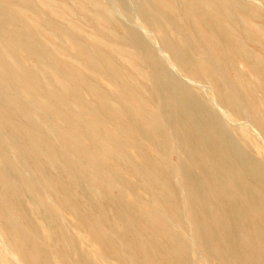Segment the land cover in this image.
<instances>
[{
    "label": "bare ground",
    "instance_id": "bare-ground-1",
    "mask_svg": "<svg viewBox=\"0 0 264 264\" xmlns=\"http://www.w3.org/2000/svg\"><path fill=\"white\" fill-rule=\"evenodd\" d=\"M131 1L172 69L264 133L241 38L264 29L238 32L231 0ZM134 37L105 0H0V264H264L259 150Z\"/></svg>",
    "mask_w": 264,
    "mask_h": 264
},
{
    "label": "rangeland",
    "instance_id": "rangeland-1",
    "mask_svg": "<svg viewBox=\"0 0 264 264\" xmlns=\"http://www.w3.org/2000/svg\"><path fill=\"white\" fill-rule=\"evenodd\" d=\"M105 1L108 3V5L111 9V13L115 16V18H117V19H119V21H122L123 23H125L128 26V28H130L133 31V34L135 36L134 38L137 39L138 42H140L139 44H141V46L145 49H149L152 52L154 51V53L156 54L161 65L167 70L169 78L174 80L176 87H180V82H181L183 84V87L186 88L187 90H190L192 92H198L203 97L204 100L209 102L208 107L210 109H212L213 111H215L220 116V118H222V121L224 120L223 123H224L225 128H227V129L229 128L231 131L233 130L234 133L237 134L236 136H238V137L242 136V135H244L245 137H248V139L250 140V142L254 146V148L256 150H259L257 156H258V159L260 158L259 159L260 164L263 163V164H261V167L264 168V143H263L264 142V133L262 132L263 126L262 125L257 126L252 121H249L246 124L244 116H242L243 119H241V120L239 118L233 116V115L226 117L225 113L223 114L221 106L217 102L214 103L215 99L213 98L212 94L209 92L208 87H205L203 84H201L199 82H196L194 84V82L190 81L185 76H183L181 74V72H180V74H178L177 71L172 69L168 64L167 58H165L162 54H160L161 51L158 48L160 46L159 42L157 40H156L157 42H155V39L152 38L151 34L145 28L143 20L141 19L140 14H139V7L136 5V3H133L131 0H114L115 3L113 0H109V1L105 0ZM113 3H114V5H113ZM132 4H133V6H132ZM231 4L234 5L236 9H238L237 10L238 13L242 16V20H243L242 24L243 25L241 26L240 29L236 28L238 32H240L241 29H243V28H247V30H250L252 28V25H259L262 29H264V3H261L263 6L259 5L260 3H258L259 9L255 11L256 16H250L247 14L249 11V8L251 7V4L249 3L248 0H231ZM114 6H116L117 8H115ZM116 9L119 10V12H117ZM253 12H254V10H253ZM116 13H118V14H116ZM123 13H124V15H121ZM136 15L138 17V20L136 18ZM124 16H125V20H123ZM135 20H137V22L139 21L138 23L140 26L138 25V23ZM184 23H185V20H184ZM131 25H135L137 27H134ZM182 31H184V28H183V25L180 21V32H182ZM183 36L187 37V35H185V33ZM148 38H149V40H148ZM241 38L245 41V43L248 47H250L256 51L257 55L264 58V40L263 39L261 40V37L258 34L249 33L248 37H247L246 35H244L242 33ZM150 41H151V43H150ZM152 42H154V46H153ZM191 42L192 41L189 42V44H190L189 47H191V49L194 50V53H195V51H198L199 48H197L196 47L197 45L195 46V44L193 42L192 43ZM256 42H258V43H256ZM155 43H157V44H155ZM155 45H157V46H155ZM197 55H199V53H197ZM163 58L166 60H164ZM175 73H177V75ZM184 79L188 80L189 82L184 81ZM195 85H197V86H195ZM205 92H207V93L205 94ZM223 115H224V117H223ZM227 118L229 121L227 120ZM243 122H244V124H243ZM241 127H243L244 129L243 128H242L243 130L240 129ZM244 130L247 131V133ZM259 134H260V137L262 136V138L259 137Z\"/></svg>",
    "mask_w": 264,
    "mask_h": 264
}]
</instances>
